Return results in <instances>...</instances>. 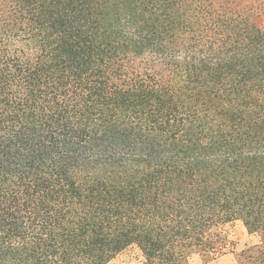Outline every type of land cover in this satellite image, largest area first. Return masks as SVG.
Listing matches in <instances>:
<instances>
[{
    "label": "trees",
    "instance_id": "16d2710c",
    "mask_svg": "<svg viewBox=\"0 0 264 264\" xmlns=\"http://www.w3.org/2000/svg\"><path fill=\"white\" fill-rule=\"evenodd\" d=\"M232 221L264 264V0H0V264H213Z\"/></svg>",
    "mask_w": 264,
    "mask_h": 264
},
{
    "label": "rangeland",
    "instance_id": "374dc122",
    "mask_svg": "<svg viewBox=\"0 0 264 264\" xmlns=\"http://www.w3.org/2000/svg\"><path fill=\"white\" fill-rule=\"evenodd\" d=\"M169 82L174 86L176 90L184 84V73L182 71H177L169 74ZM180 101L184 104H188L187 99L183 96L180 97ZM202 119L201 128L205 129L206 132H211L216 130V114L212 111H201L199 115ZM210 129V130H208ZM204 161L210 164L216 163V152L209 154L204 157ZM130 170L129 167H117L112 169L110 172L105 171L99 164H89L82 163L78 167L73 169L74 175L79 180H84L88 176H97L100 179H108L111 177H118ZM220 229L227 237L230 244L224 250V255H222L213 264H235L233 253L238 252L247 245H251L255 242V237L248 232L244 225L240 221H232L219 224ZM184 264H209L207 261L202 260L200 257L191 256L184 258L182 260ZM144 257L141 251L135 247L131 246L118 254L110 264H143Z\"/></svg>",
    "mask_w": 264,
    "mask_h": 264
}]
</instances>
